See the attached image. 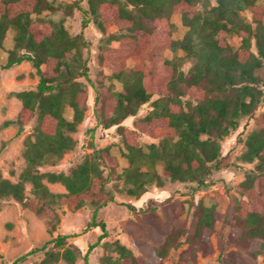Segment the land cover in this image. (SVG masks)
Returning a JSON list of instances; mask_svg holds the SVG:
<instances>
[{
  "label": "trees",
  "instance_id": "obj_1",
  "mask_svg": "<svg viewBox=\"0 0 264 264\" xmlns=\"http://www.w3.org/2000/svg\"><path fill=\"white\" fill-rule=\"evenodd\" d=\"M75 9L83 15L82 27L93 20L107 34L100 47L101 69L96 81L89 73L84 28L71 34L63 23L42 15L59 10L71 15ZM246 9L252 13L249 20L243 14ZM174 14H180L187 26L180 39L174 36ZM114 24L118 32L110 31ZM10 30L14 31L13 46L1 67L30 61L39 80L35 88L14 92L21 107L16 118L4 124H15L22 132L33 120L37 122L24 139L25 165L18 179L0 173V200L13 199L43 218L51 238L2 264H23L38 250L43 257L37 264L61 260L77 264L79 258L89 264L91 250L109 236L107 222L97 218V209L115 199L107 186L111 179L123 178L128 194L136 198L152 185L164 186L165 179L191 182L193 191L214 184L215 172L235 164L223 152L221 140L237 129L241 116L255 115L264 101V3L258 0H88L87 8L81 0L67 4L0 0V50ZM113 40L117 46L111 44ZM181 50L184 55L179 54ZM185 57L195 59L188 69L182 67ZM81 77L94 89L97 124L104 129L115 126L121 137L128 160L121 173L111 147H97L93 141L92 152L69 172L41 170L56 165L77 146L72 133L85 119L89 96ZM145 105L151 109L134 119L133 128L124 124ZM256 121L243 141L241 155L243 162L254 167L238 184L237 193L230 195L224 214L215 204L193 201L196 222L189 232L183 209L165 206V200L149 199L148 206L140 210L150 216L157 217L160 206L169 209L164 212L171 217L164 240L146 246L134 242L139 255L117 240L122 259L108 264H163L170 250L184 243L187 247L175 264H197L198 252L207 255L214 251L213 234L219 261H264V112ZM143 133L156 140L142 143ZM47 181L61 183L66 191H52ZM63 204L71 211L86 204L95 208L86 228H100L101 233L85 253L69 241L71 234L56 233L60 222L57 208Z\"/></svg>",
  "mask_w": 264,
  "mask_h": 264
},
{
  "label": "rangeland",
  "instance_id": "obj_2",
  "mask_svg": "<svg viewBox=\"0 0 264 264\" xmlns=\"http://www.w3.org/2000/svg\"><path fill=\"white\" fill-rule=\"evenodd\" d=\"M56 4H67L75 0H51ZM264 3V0H258ZM81 4L87 8L88 0H81ZM243 14L247 19H251V11L246 9ZM54 21L61 22L69 30L71 34H77L82 27V13L75 9L73 14L69 15L63 10L55 12H45L42 14ZM172 21L177 25L174 33L176 38H182L187 30L181 20L180 14H174ZM111 32H118V26L112 25ZM84 33L89 42V73L93 81H96L98 73L101 69L99 65L100 47L105 43L107 34H105L98 25L91 20ZM14 31L10 30L5 39V47L0 50V64L7 59V50L13 46ZM113 46H117L118 42L113 40ZM255 48V46L253 47ZM171 56V51L165 52ZM180 55H184V51H179ZM185 69L190 68L195 59L192 57L184 58ZM132 64V62H130ZM38 75L30 61H23L21 64L4 69L0 65V173L13 181L18 176L25 165L22 155L25 137L33 130L36 120H33L25 127L22 132H18L15 124L5 125V121L16 118L21 101L15 97L14 92L22 89L35 88L38 83ZM81 80L88 89V107L85 113V119L78 125L77 131L72 136L77 140V146L64 154L62 159L56 165H45L41 167L42 171H65L69 172L73 167L80 163L87 155L92 152L91 141L97 147L110 146L111 151L119 159L118 172L128 165L125 156L126 149L122 145L121 137L116 131V127L108 129L102 128L97 124L94 115V97L95 92L85 78ZM118 89L122 88L120 81L114 80ZM157 97V94L154 98ZM151 109L150 105L142 106L137 115L130 116L124 124L133 128V121L136 118L144 116ZM264 112V101L255 113V115L241 116L238 119V127L229 135L225 136L222 141L223 152L229 153L231 161L235 164L229 168L221 169L214 173L213 179L215 183L201 190H192L193 183L180 182L165 179L162 187L152 185L148 191L140 198L131 196L127 192V183L122 179H111L107 186L112 189L115 199L106 206L97 209V218L107 222L109 236L104 238L99 244L91 250L89 254V264H108L109 262H120L121 257L116 247V241L133 248L134 253L139 255L140 252L134 247V242L146 245L160 244L168 233L171 223L170 213L166 214L160 206L157 209L158 216L152 217L147 212L140 210L148 206V200L154 199L164 201L165 206H174L183 209L184 214L188 217L189 232L194 231L196 217L193 207L190 203L199 200L205 204L217 205L221 214H224L232 193H237L238 184L244 179L246 172L253 169L254 164L243 162L241 155L245 150L244 140L246 136L256 127V116ZM71 109L67 107L66 116L70 117ZM90 129H94L90 132ZM142 143L154 141L153 137L147 134H141ZM238 165V166H236ZM50 189L55 192L66 191L65 187L58 182L52 183L47 181ZM30 189V186L27 188ZM169 199V200H167ZM185 207V208H184ZM95 208L86 204L76 211H71L66 204L57 208L60 215V222L56 233H67L72 236L69 238L71 243L79 246L82 253L88 250L89 244L97 240L101 233L100 228L87 229V223L92 218ZM220 222L217 225L219 228ZM51 238L48 233L46 223L43 218L38 217L28 208H23L13 199L0 200V264L3 261H12L16 257L31 251L35 247H41ZM211 241L214 245V251L207 255L198 252L197 264H225L218 260V241L216 234H213ZM184 243L180 248H172L163 261V264H175L178 260L179 253L186 248ZM43 257L42 251H36L29 255L23 264H37ZM260 264H264L263 259L259 258ZM58 264H65L61 260ZM77 264H85L82 258L77 260Z\"/></svg>",
  "mask_w": 264,
  "mask_h": 264
},
{
  "label": "crops",
  "instance_id": "obj_3",
  "mask_svg": "<svg viewBox=\"0 0 264 264\" xmlns=\"http://www.w3.org/2000/svg\"><path fill=\"white\" fill-rule=\"evenodd\" d=\"M59 183V182H58Z\"/></svg>",
  "mask_w": 264,
  "mask_h": 264
}]
</instances>
